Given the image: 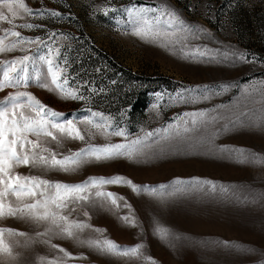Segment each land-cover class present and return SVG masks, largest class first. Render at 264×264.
<instances>
[{
  "label": "rangeland",
  "instance_id": "374dc122",
  "mask_svg": "<svg viewBox=\"0 0 264 264\" xmlns=\"http://www.w3.org/2000/svg\"><path fill=\"white\" fill-rule=\"evenodd\" d=\"M23 3L30 14L16 9L13 16L0 5L8 17L0 21V46L11 48L0 52V80L6 61L29 56L26 71L15 65L27 84L0 90V101L27 93L61 114L54 119L73 121L83 140L56 130L57 140L28 135L50 159L90 146L124 147L110 159L85 157L72 171L19 165L10 174L66 185L121 177L138 190L89 184L87 200L59 210L89 225L71 237L50 220L0 217V229L25 234H4L11 255L0 254V264H264V0ZM153 7L174 11L195 35H135L143 22L126 9ZM42 57L59 65L60 83L67 80L65 88L81 98L62 97ZM119 131L125 135L113 134ZM97 192L115 194V203ZM38 198L6 203L22 207ZM104 240L139 251L112 254L87 243Z\"/></svg>",
  "mask_w": 264,
  "mask_h": 264
},
{
  "label": "snow or ice",
  "instance_id": "6c2138e0",
  "mask_svg": "<svg viewBox=\"0 0 264 264\" xmlns=\"http://www.w3.org/2000/svg\"><path fill=\"white\" fill-rule=\"evenodd\" d=\"M0 5L7 8L8 12L13 16L18 13L16 9H22L26 13H31L23 0H0ZM129 15H135L142 20V25L134 29V34L138 36H147L152 33L159 36L162 32L165 34H171L175 36L177 31L184 33V39H187L188 35H195L191 26L187 25L182 19H180L174 11H168L165 8L153 7V8H140L138 10L126 9ZM155 13L154 16L148 18L146 13ZM107 14V10L106 13ZM55 15V13H54ZM8 17L0 12V21L7 20ZM21 27H32V25H21ZM202 31V30H200ZM19 37L18 32L6 33ZM22 39V38H21ZM3 38L0 37V44H2ZM14 47V46H13ZM11 50V48H5L0 46V52ZM48 64V73L51 77V84L55 85V88L59 90L62 97L65 99H79L75 91H70L65 88L67 80H64L63 84L60 80L63 78L60 73L59 65H54L53 61L42 57ZM29 56H24L19 60L6 61L5 65L7 70L3 72V79L0 80V90L7 87H16L21 84H27V77H21L15 68V65H21L20 71H26L24 67L25 62L29 61ZM9 72L16 73L14 76H10ZM48 87V85H41ZM227 87V85L225 86ZM49 90H52L49 88ZM21 97H26V103L21 101ZM153 107H156L155 105ZM25 108L33 109L35 116L26 115ZM61 114L53 112L50 109H46L38 100L27 93H18L16 95H10L5 100L0 101V217H15L19 213L21 217L30 218L35 221H51V223L61 229L62 234L71 237L74 234L73 230H80L89 227L86 223L79 221H70L67 216L59 214V210H63L67 207L69 202L80 200H87L88 197L83 195L86 188L91 184L93 187L99 184H127L133 188V191H137L138 188L131 184V181H126L121 177H113L109 179L98 178L92 179L89 182L79 185H66L59 182H51L43 180L38 177H25L17 174L12 176L11 169L14 166L19 165H31L47 167L50 169H56L61 171H72L75 167H78L81 163L86 162L85 159H95L97 161L102 159H110L114 155H119V149L124 145H108L104 147L90 146L86 149H81L78 152L73 153L70 156H65L63 159H57L55 154L51 155V159L39 152L38 142H32L27 139L28 135L49 136L53 140H57L58 137L53 130L58 131L61 135H66L70 139L83 140L84 136L75 127L73 121L67 120L59 121L54 119ZM93 115H96L95 113ZM185 116L191 115L192 117L202 116L203 113H185ZM52 118V119H50ZM87 123H93L88 120ZM193 124L196 120L193 119ZM185 131L188 129L185 128ZM107 131H112L110 128ZM167 131V130H165ZM115 135H125L123 131L114 132ZM153 133H148L151 136ZM138 143V141L134 142ZM28 145H31V152L29 154ZM49 149L44 148L42 152H48ZM131 155V153H129ZM55 189V193L52 194L51 190ZM79 193L80 195H75ZM14 196L18 202H23L26 198H36L34 203H23L22 207H12L7 204L6 201L9 197ZM97 197L106 196L112 199L115 203V194L97 192ZM43 209V212L37 211ZM126 221L129 218L124 217ZM96 231H100L96 229ZM162 234H166V230L159 229ZM9 235H25L24 233H16L12 229H0V254L11 255V247L5 242L4 234ZM38 235H42L38 233ZM90 247H96L98 250L106 253L121 254V255H136L140 246L133 248L121 249L118 245L110 240L100 241H88ZM61 251H64L61 249ZM65 255H69L65 252ZM43 259V258H41Z\"/></svg>",
  "mask_w": 264,
  "mask_h": 264
}]
</instances>
